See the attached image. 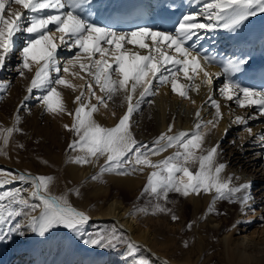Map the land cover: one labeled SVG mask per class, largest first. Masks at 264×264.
Listing matches in <instances>:
<instances>
[{"label":"snow or ice","instance_id":"snow-or-ice-1","mask_svg":"<svg viewBox=\"0 0 264 264\" xmlns=\"http://www.w3.org/2000/svg\"><path fill=\"white\" fill-rule=\"evenodd\" d=\"M194 2L202 4L200 10L183 13L170 31L147 26H138L131 31H116L91 19L94 15L91 0H0V70L17 50L15 37L27 34L19 49L18 74L25 77L26 71H35L19 108L25 106L24 102L34 90H40L41 95L36 99L46 112L72 116V124L64 125L76 137L68 147L82 154L70 157L69 162L91 164L93 159L105 157L99 173L91 179L96 180L104 173L128 175L148 167L153 171L148 176L144 192L157 201H166L169 192L187 197L200 195L203 191L214 193L208 207L209 213L215 212L216 200L228 199L239 201L243 214L245 210L254 211L248 192L251 182L235 185L232 176H222L227 165L218 162L219 141L204 147L205 137L210 131L208 126L215 128L223 119L221 105L216 99L209 97L215 108L212 120L197 122L192 131L175 133L174 124H169L167 130L151 142V147L148 142L137 140L131 130L132 115L139 110L146 97L157 95L160 87L170 85L173 93L195 104L189 91L193 87L199 91L201 84L211 86L214 77L222 73L228 74L229 79L219 88L220 95L229 101L234 100L239 107H255L259 116L264 117V90L244 87L232 79L234 74L243 72L249 57L220 61L216 55H208L199 43L218 29L236 33L250 17L264 14V0ZM12 4L21 5L27 14L13 9ZM86 8L88 15L84 16L82 13ZM162 19L167 20L168 17ZM61 48L75 52L62 62L58 55ZM213 63L223 64L222 73L208 70ZM77 66L79 71H75ZM181 73L189 81L188 84L180 82ZM67 75L87 81L86 89L75 96L73 103L78 106L74 112L67 109L59 88L64 86L75 92L84 89V85L74 84L66 78ZM197 79L200 80L198 84L195 83ZM0 88H6V85L0 84ZM97 89L101 94H97ZM120 93L127 102V110L115 125L104 126L93 114L98 113L101 107L107 109L108 101ZM196 116L200 117L199 111ZM255 118L248 116L246 119L237 115L232 122L244 126V130L253 135L248 122ZM20 119L17 113L16 123L12 127L0 128V139L5 146L14 132L22 131L18 127ZM258 139L264 144V133L259 134ZM169 148L176 150L163 159H151ZM197 163V170L192 171V166ZM54 179L50 175L0 169V189H3L0 190V242L11 240L13 234L23 236L25 230L44 237L51 230L63 227L82 237L86 236L85 244L101 248L126 246V254L132 257L139 253L141 245L115 227L94 233L87 231L90 217L73 207L66 195L51 194L50 185ZM15 182L30 187L5 188ZM156 211L171 212V209L157 203L154 213ZM17 218L22 219L12 226ZM171 219L176 221L179 217L173 213ZM191 227L192 223H189L188 228ZM137 264L145 262L138 260Z\"/></svg>","mask_w":264,"mask_h":264},{"label":"bare ground","instance_id":"bare-ground-1","mask_svg":"<svg viewBox=\"0 0 264 264\" xmlns=\"http://www.w3.org/2000/svg\"><path fill=\"white\" fill-rule=\"evenodd\" d=\"M159 1L160 0H91V12L94 13L91 19L102 26L111 27L116 31H131L135 28H129L128 26L120 28L116 24L110 23V20H117V14L132 13V11L139 5L146 6L148 11L154 15L158 8ZM169 2L170 4L166 8L167 10L159 13L161 17H168L167 21L169 22H176L183 13L199 11L202 7V4L198 5L194 0H169ZM82 14L87 16L88 9L86 8ZM157 29L172 30V28ZM17 41L19 42L18 39ZM199 43L202 45V48L206 50L208 55H216L217 59L220 61L235 57H249L248 63L244 66L243 72L234 74L232 79L244 87L264 90V14L250 17L236 33H231L224 29H218L209 33L207 37ZM128 47L131 48L133 46L128 45ZM141 51L143 52V50ZM15 55H19V53L15 54L14 52L7 59L5 67L0 70V84L6 85V88H0V90H4L2 96H0V99H3V101H1L2 105L0 106V128L12 127L16 123V115L18 113L21 117L18 125V127L22 129L20 132H25L28 136H39V134H44L45 132L62 133L67 135V132H70V139L76 138L74 132L65 129L64 127L65 124H72L73 117L67 114L52 115L46 112L36 99L41 95L40 90H34L32 96L24 102L25 106L22 109L19 108V105L27 95L26 89L30 83L31 77L34 75L35 69H33L32 72L26 71L25 77L19 76L18 65L20 63V55L17 56V58ZM222 69V63H213L208 66V70L213 73H222ZM75 71H79L78 66ZM81 75L86 74L81 73ZM67 76V79L71 80L74 84L87 85L86 80H81L71 75ZM179 79L181 83H189V81L183 77L182 73L180 74ZM228 79V74L222 73L221 75L214 77L211 86L201 84L199 91L195 90L193 87L189 91V96L192 100H195V104H193L191 100L183 99L178 94L173 93L170 85L160 87L158 94L146 97L145 101L140 105L139 110L130 118L131 130L136 139L142 142H148L151 147V142L161 133L165 132L169 124H174L173 133H175L179 131H192L197 122L212 120L215 116V108L211 105L209 97L216 99L220 103L223 119L215 128H212L211 125L208 126L210 131H208L205 137V142L217 135L219 137L221 135L224 136L227 133L225 132V129L228 131L231 128H237L236 124L232 122L235 116H244L246 112L251 111L258 112V109L255 107H239L234 100L229 101L221 96L219 88ZM195 83H200V80L197 79ZM59 90L63 94L67 109L74 112L78 105L73 103V101L75 96L79 95L80 90L83 89H78L74 92L70 88L60 86ZM97 94H101L98 89ZM14 98H20V104L18 105L17 112L13 114L16 107L12 105L11 101ZM149 101L152 102L150 103ZM126 110L127 102L124 100L123 93H120L117 94L115 98L113 97L112 100L108 101L107 109L101 107L100 111L93 115L95 119L104 126H113L118 122L119 117H121ZM197 111L200 112L199 118L196 116ZM113 113H115V116H113ZM9 115L11 116L10 120ZM37 119H40L41 121ZM144 121H146V123H144ZM257 132L258 131L253 132V135L247 134L243 140L246 147L254 148L247 150L259 149L257 150L261 152L258 153L259 155L264 153V149H262L264 148V144L258 140L259 134L264 133V126L260 129L259 133ZM18 134L19 132L13 133L7 146H5L2 139H0V154H2L0 158V169L3 167H12V159L13 161H16V163H19L18 159L15 158V156L17 157L15 153L16 143L13 141L14 137ZM175 150V148H169L166 152H162L158 156H152L151 159L154 161L159 160L162 156L165 157L172 154ZM245 150L246 149L244 148L238 150L231 149L230 152H228L227 163L225 162L227 167L222 173L224 178H227L231 172L230 167L228 166L229 164L237 165L242 163V166L246 164L244 158L247 151ZM102 157L104 158V156ZM97 163V160L93 159L91 164H75L74 166H70L68 169L69 175H64L63 180L65 182L68 180L76 182L84 176L83 183L86 185H102L104 181L103 179H91L93 175L98 174L100 171ZM250 165L253 164H249L248 167L246 165V167L241 170V173H243L245 169H248ZM17 166L20 167L19 164H17ZM20 168H16L17 173L27 172ZM151 171H153V169L145 167L144 171H135V175H112L104 179H108L117 186L133 190L147 181ZM31 174L36 175L35 173ZM232 175L234 177L232 183L239 185L242 175H239V179H236L234 174ZM245 182H251V187L248 190L252 197L250 201L251 208L258 200L261 205L262 198L254 196L256 192L254 186H256V183L259 181L254 178V176L250 175L245 178L242 183ZM18 187L26 189L30 186L22 185L20 182L5 186V188ZM212 195L213 193L204 192L200 195L192 194L190 195L189 200L195 210L194 218L196 219L198 216L204 217V225L207 226L206 231L212 230V232L214 231L216 233L224 250V258L223 261L220 262H222V264H264V242L256 240L260 234L259 230H264V225H255L254 227H251L253 222L252 213H256L257 210H245L242 214L241 204H239L238 207H235V213L230 221H227L226 219H217L213 217V212H208ZM253 199H255L254 202L252 201ZM199 209H202L200 215L198 211ZM36 214H39V210ZM248 215H251V218L244 219V217ZM91 217L92 221L90 224L95 221H100L102 223L109 221L113 222L117 229L141 245V250L143 251L144 256H148L150 259L148 264H198L200 260V258L192 260L189 257H182L180 260L175 259L170 254L171 250H173V242L160 239L158 224H155L157 230L154 228V232H150L149 229L138 225L135 217L128 214V208L115 198L110 199L108 205L103 207L102 212L97 214L94 213ZM263 218L264 216L260 215L257 221L264 222ZM17 219L20 221L22 218ZM165 225L166 229H173L171 222L166 223ZM200 225L197 223V229ZM233 225L236 226L233 227ZM239 233H242L243 236L235 242L234 236ZM64 234H66V231L63 227L51 230V232L44 237H40L38 234L25 230V235L21 237V241H24L23 243H28L27 250L25 252H11L8 256L7 264H137L136 262L133 263L135 256L132 257L126 254V246L122 248L124 249V252L120 256V259L117 260L114 259L108 251L94 250V245L85 244L84 240L87 238L80 239V242L72 246V251L70 250L66 253L67 249L65 255L64 253H59L64 256L60 255L62 258H58L57 256L59 254L57 255V253L61 246H59V243L61 244L60 238H62ZM197 239H199V244L203 243V237L200 233L197 234ZM205 261L206 260H204V263Z\"/></svg>","mask_w":264,"mask_h":264},{"label":"rangeland","instance_id":"rangeland-1","mask_svg":"<svg viewBox=\"0 0 264 264\" xmlns=\"http://www.w3.org/2000/svg\"><path fill=\"white\" fill-rule=\"evenodd\" d=\"M13 9L20 10L26 13L25 10L21 8V5L12 4ZM7 12V7H6ZM52 27V26H51ZM54 30V28H53ZM27 34H18L15 37L16 40V53H19V49L22 47L23 41L26 38ZM59 36V34H57ZM19 40V42L17 41ZM18 45V46H17ZM75 50L69 51L68 49L61 48L58 50V55L61 61H65L66 59L70 58L73 55ZM16 58L19 55H15ZM68 78V76H66ZM87 85H84L85 90ZM4 90H0V96H2ZM3 98V97H2ZM115 98V96H114ZM3 99H0V106L2 105ZM12 105L16 107L13 111V114L17 112L18 105L20 104V98L13 99ZM93 103L95 100L93 99ZM235 106V105H234ZM39 116V115H38ZM245 118L247 119L248 116H256L257 118L251 119L248 122V126L252 128V132L258 131L264 126V117H260L258 112H246L244 114ZM37 118V116H36ZM11 116L9 115V120ZM40 120V119H37ZM41 121V120H40ZM146 123V121H144ZM237 128H231L227 131L224 136H215L212 139H209L207 142L204 143V147H210L214 145L217 141L220 142V155L217 158L219 163H227L228 159V152L231 149L238 150L240 148L246 149L244 161L246 164H229L231 172L229 176L234 174L236 177L242 175L240 179V183L244 182V179L248 176H254L259 182L256 183L254 186L255 195L259 196L262 199V204H259V200L253 204L252 209L257 210L256 213H252L253 222L251 227L255 225H264V222H258L260 215L264 216V153H261L257 150H247V149H254L250 147H246L244 144V138L248 134L244 130V126L237 125ZM140 133V132H138ZM142 134V133H140ZM255 138V137H254ZM74 138L70 139V132H67V135L62 133H54V132H45L44 134L32 135L28 136L25 132H19L18 135L14 137V142L16 143V150L15 153L19 163L16 161H11L12 167H6L2 169H6L12 172H17L16 168L24 169L27 172L35 173L36 175H50L53 176L55 179L53 183L50 185V192L52 195L55 196H62L66 195L68 197L69 203L77 208L80 211L85 212L90 217V222L87 225V231L89 232H96L100 229L110 230L111 228L117 227L113 222H92L91 219L95 214L102 212L103 207L108 205L110 199L115 198L121 201L125 207L128 208V214H131L137 220L138 225H141L150 232L157 230L155 224H158V230L160 231V239L163 241L173 242V250H171L170 254L175 258L180 260L182 257H189L192 260H197L200 258L198 264H222L223 261V247L219 242L216 233L212 230H207V226L204 225L205 219L204 217H197L194 218V207L190 202V195L185 197L177 192H169L167 200H159L157 201L151 194L145 193L144 188L147 184V181L137 187L136 189H127L125 187H120L115 185L113 182L109 181V176L118 175L116 173H104L98 177V179H103L102 185H86L83 183L84 176L81 177L78 181L68 180L65 182L63 179L64 175H69L68 169L70 166H74L76 163H70L69 158L75 157L76 155H80L82 153L78 151H72L69 149V144L72 142ZM259 140V139H258ZM22 145V147H21ZM264 149V148H262ZM50 152V153H49ZM171 155V154H169ZM167 155V156H169ZM2 154H0L1 158ZM9 156V155H8ZM166 157V156H165ZM162 156L163 159L165 158ZM159 159V160H160ZM105 157H99L97 160V164L100 167L104 164ZM19 164L20 167L17 166ZM245 169L243 173L241 170L243 168L248 167ZM239 165V166H238ZM198 168V163L192 166V171H196ZM250 170V171H248ZM258 171V172H257ZM78 174V173H77ZM81 175V174H80ZM130 175H135L134 173H130ZM234 179V177H233ZM148 180V179H147ZM247 181V180H245ZM101 188V189H100ZM78 193V194H77ZM203 191H201V194ZM214 195V193H213ZM213 195L211 196V203L213 199ZM239 195V194H238ZM253 202L255 199L252 200ZM159 203L163 207L167 209H171V212H158L154 213L155 205ZM209 203V205L211 204ZM251 203V202H250ZM239 201H229L228 199H218L216 200V207L215 212H213V217L217 219H226L230 221L235 213V207L239 206ZM140 209H144L145 211H140ZM201 210L199 209V215L201 214ZM250 211V210H247ZM175 214L179 217L178 220L173 221L171 219V215ZM203 215V214H202ZM232 215V216H231ZM251 218V215L244 217V219ZM264 221V218H263ZM17 221L12 222V226ZM171 222V226L173 229H166V223ZM192 223V227L189 229L188 224ZM197 223H199L200 227L197 229ZM91 225V226H90ZM7 226H5V230H7ZM206 226V228H205ZM90 227V229H89ZM204 227V229H203ZM120 231L119 229H117ZM66 234L61 239V244L59 243V253H68L70 250L72 251V246L76 243L80 242V239L87 238L86 236H81L78 233L73 232L70 229L65 228ZM205 231V232H204ZM260 234L257 241L264 242V230H259ZM154 232V231H153ZM200 233L203 237V243L199 244L197 239V234ZM125 235V234H124ZM204 235V236H203ZM126 236V235H125ZM243 234H235V242H237ZM21 237L19 234H13L11 240H5L4 242H0V264H7L8 256L11 252L18 251V252H25L28 247V243H23L21 241ZM185 242H187V246H185ZM125 246H118L116 248L111 247H104L101 248L99 246H94V250H105L110 253V255L114 258L119 260L120 256L123 254L122 249ZM264 247V245H263ZM70 248V249H69ZM107 253V254H109ZM202 254V255H201ZM63 254H59L57 257L62 258ZM67 255V254H66ZM138 260H144L145 264H148L150 259L148 256H144L143 251L140 249L139 253L133 259V263ZM204 260L205 263H204ZM225 260V259H224ZM207 262V263H206Z\"/></svg>","mask_w":264,"mask_h":264}]
</instances>
